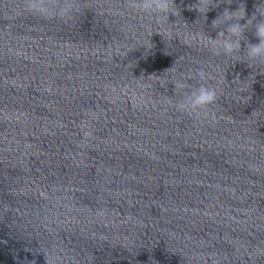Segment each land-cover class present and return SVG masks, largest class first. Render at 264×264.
<instances>
[{"label": "water", "instance_id": "1", "mask_svg": "<svg viewBox=\"0 0 264 264\" xmlns=\"http://www.w3.org/2000/svg\"><path fill=\"white\" fill-rule=\"evenodd\" d=\"M81 3L64 22L0 0V264H264V65L243 57L258 40L245 30L236 57L203 42L225 8L264 0H175L162 25ZM200 71L218 98L192 117L171 102Z\"/></svg>", "mask_w": 264, "mask_h": 264}, {"label": "clouds", "instance_id": "2", "mask_svg": "<svg viewBox=\"0 0 264 264\" xmlns=\"http://www.w3.org/2000/svg\"><path fill=\"white\" fill-rule=\"evenodd\" d=\"M227 3L231 4L232 0H227ZM127 4L137 12L149 14L159 25L168 23L169 14L179 13L175 0H127ZM87 6L88 4H82L81 0H22L24 12L46 21H73ZM214 6H217L216 0H197L196 4L190 5L202 14H206L210 7ZM241 12L242 15H238ZM241 20H246V23L241 24ZM212 27L221 30L215 39L206 35L203 40L205 46L210 47L215 54L232 57L240 56L241 41L245 40V30H254L258 43L248 42L243 57L250 62V67L264 65V3L256 6L251 17L246 16L245 7L241 9L239 6L235 11L225 8L222 14L212 21ZM198 75L200 81L205 82L196 86L182 101L171 102L176 110L192 117H200L202 113L207 112L218 98L216 87L206 83L203 71H200ZM193 78L189 75L187 79ZM173 84L178 90L186 88L184 79L176 80ZM88 135L90 133H85V136Z\"/></svg>", "mask_w": 264, "mask_h": 264}]
</instances>
